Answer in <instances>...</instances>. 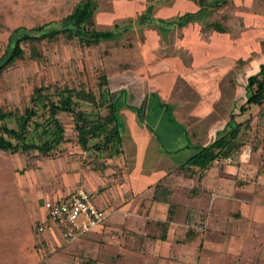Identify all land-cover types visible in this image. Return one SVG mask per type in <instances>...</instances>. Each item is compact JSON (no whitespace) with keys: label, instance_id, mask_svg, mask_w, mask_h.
<instances>
[{"label":"crops","instance_id":"crops-1","mask_svg":"<svg viewBox=\"0 0 264 264\" xmlns=\"http://www.w3.org/2000/svg\"><path fill=\"white\" fill-rule=\"evenodd\" d=\"M107 9L92 14L96 30L113 32L99 43L140 37L106 72L110 98L123 101L120 119L107 117L118 148L101 158L102 170L84 173L103 219L67 243L68 263L264 264V92L259 104L245 103L255 90L247 78L264 64V0H111ZM230 113L236 124L250 118L254 137L204 169L186 166ZM17 178L28 221L40 216L36 204L77 188L59 178L39 187L37 172ZM42 209L38 242H61Z\"/></svg>","mask_w":264,"mask_h":264},{"label":"rangeland","instance_id":"rangeland-1","mask_svg":"<svg viewBox=\"0 0 264 264\" xmlns=\"http://www.w3.org/2000/svg\"><path fill=\"white\" fill-rule=\"evenodd\" d=\"M78 1L0 0V55L7 44L8 35L14 28L19 26L30 28L40 24L52 26L68 14ZM95 1L97 4L95 14L107 9L111 3V0ZM153 18L149 12L142 13L141 19L146 22H155ZM92 19L95 27L101 29L102 27H98L96 17L93 16ZM138 37L140 36L134 38L125 34L118 43L116 41L101 42L89 48H80L74 40L67 41L61 36L53 41H41L35 44L34 49L39 54L38 58L16 62L0 73V109L11 113L9 118L0 120V125L4 124L8 128L17 130V115L24 107H33L35 115L31 117V123L27 127V138L33 141L34 125L36 123L44 125L45 107L49 100L56 99V96H52V90H45L32 105L30 94L34 87L40 85L68 87L90 92L97 98L95 79L97 73L113 74L117 67L116 52L121 55L124 51L128 52L127 48L131 45L128 43L129 39H138ZM22 46L26 50L32 47L30 44ZM72 100L87 123L91 119L106 115L105 108L100 102H92L82 93L73 96ZM56 117L63 127L64 140L46 156L36 154L35 150H18L14 153L0 151V264H28V262L30 264L32 262L34 264H58V262L69 264L70 259L66 257L69 250L67 243L60 241L55 243L49 240L38 242L34 227L44 218L43 207L36 204L40 216L33 221H28L21 203V196L24 198L28 196L24 194L23 184L17 186L13 182L16 180L19 183L20 178L17 176L21 177L24 173L37 172L42 176L39 187L42 182L45 183L46 189H51L53 179L59 178L61 187H68L70 191L75 187L84 188L82 179L87 170H102L101 158H104L106 154L102 152L97 154L91 149L93 140L88 141L87 150H82L76 139L75 120L66 113H58ZM116 117L120 119L117 112ZM36 132L38 133V129ZM58 168L59 172L56 171ZM44 175L47 176L46 181L43 178ZM28 234L31 241L26 248L25 240ZM54 257L59 259L57 263L50 262ZM44 259L47 261L45 262Z\"/></svg>","mask_w":264,"mask_h":264},{"label":"trees","instance_id":"trees-1","mask_svg":"<svg viewBox=\"0 0 264 264\" xmlns=\"http://www.w3.org/2000/svg\"><path fill=\"white\" fill-rule=\"evenodd\" d=\"M95 9V0H79L68 14L52 26L40 24L30 28L21 26L14 28L8 35L7 44L0 55V73L16 62L25 61L28 58H38L39 54L34 49V45L41 41L49 42L61 36L67 41L74 40L80 48H89L96 46L101 40L110 38L113 34L112 31H98L93 27L92 14ZM187 17L188 15H185L183 18ZM24 44H30L32 47L26 50L22 46ZM95 79L97 98L90 92L73 90L68 87L56 88L51 85L34 87L30 94L32 105L37 101L42 91L52 90V96H56V99L49 100L45 107L46 116L44 119L46 122L44 125L36 123L33 127V141L28 140L27 127L31 123L30 120L35 115V111L33 107H24L22 112L17 115V130L8 128L4 124L0 125V151L14 153L18 150H35L36 154L46 156L64 140V130L57 121L56 115L66 113L75 120L76 139L82 150L88 149V140L91 138L94 142L90 146L94 152H102L106 156L116 154L118 139L115 132H112L107 126V117L111 115L112 119H116V111L123 101L117 96L110 98L108 78L104 72L97 73ZM251 85L255 86V90L246 95L245 103L259 104L264 92V64L259 67V71L254 76L247 78V86ZM79 93L88 96L92 102H100L106 109L107 115L98 117L94 124H87L72 100L73 96ZM242 110L243 107L237 108V112ZM10 116L9 111L0 109V120ZM136 116L139 119L137 109ZM232 117L233 113H230L227 128L209 144L198 147L196 152L184 162L186 166L204 169L213 160L227 157L230 152L254 137L252 126L249 125V118L236 124L231 121Z\"/></svg>","mask_w":264,"mask_h":264},{"label":"built area","instance_id":"built-area-1","mask_svg":"<svg viewBox=\"0 0 264 264\" xmlns=\"http://www.w3.org/2000/svg\"><path fill=\"white\" fill-rule=\"evenodd\" d=\"M43 208L46 219L57 229L62 243H69L82 236L103 219L101 209L82 187L60 197L46 199ZM41 228L37 227L39 230Z\"/></svg>","mask_w":264,"mask_h":264}]
</instances>
